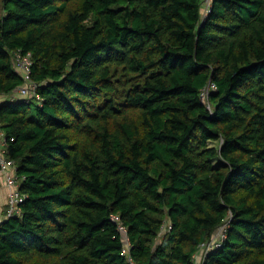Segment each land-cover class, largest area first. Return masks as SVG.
I'll use <instances>...</instances> for the list:
<instances>
[{
    "label": "trees",
    "instance_id": "trees-1",
    "mask_svg": "<svg viewBox=\"0 0 264 264\" xmlns=\"http://www.w3.org/2000/svg\"><path fill=\"white\" fill-rule=\"evenodd\" d=\"M1 5L0 264H264V0Z\"/></svg>",
    "mask_w": 264,
    "mask_h": 264
},
{
    "label": "built area",
    "instance_id": "built-area-1",
    "mask_svg": "<svg viewBox=\"0 0 264 264\" xmlns=\"http://www.w3.org/2000/svg\"><path fill=\"white\" fill-rule=\"evenodd\" d=\"M15 67L18 73H20L26 80V85L21 87L18 91L21 98H33L36 96V85L30 80V73L32 67V54H21L20 52L14 53ZM213 88L209 86L204 90L203 98L208 93L209 89ZM5 134L0 128V175L3 179L4 186L7 188V210L5 216L7 218L20 214V204L24 201L25 195L20 191V185L23 178L17 174V167L15 161L11 160L6 154L5 146ZM117 219L116 217L114 218ZM119 230L126 235V230L122 225H119ZM125 240L128 246V239L125 236ZM214 245V241L202 246V253L206 252ZM197 259V256H196Z\"/></svg>",
    "mask_w": 264,
    "mask_h": 264
},
{
    "label": "crops",
    "instance_id": "crops-1",
    "mask_svg": "<svg viewBox=\"0 0 264 264\" xmlns=\"http://www.w3.org/2000/svg\"><path fill=\"white\" fill-rule=\"evenodd\" d=\"M7 193H8V190L4 186L3 179L0 175V220L3 219L4 214L6 213L5 209L7 205Z\"/></svg>",
    "mask_w": 264,
    "mask_h": 264
},
{
    "label": "rangeland",
    "instance_id": "rangeland-1",
    "mask_svg": "<svg viewBox=\"0 0 264 264\" xmlns=\"http://www.w3.org/2000/svg\"><path fill=\"white\" fill-rule=\"evenodd\" d=\"M2 1H3V0L0 1V15L2 14V9H1V8H2V5H1ZM6 98H7V96H5V95H0V102H1L3 99H6ZM125 241H126V240H125ZM196 260H197V262H198L197 264H200V263L202 262L201 256H197V259H196Z\"/></svg>",
    "mask_w": 264,
    "mask_h": 264
}]
</instances>
